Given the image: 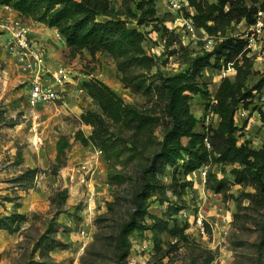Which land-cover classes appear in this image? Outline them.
Returning a JSON list of instances; mask_svg holds the SVG:
<instances>
[{
    "label": "rangeland",
    "instance_id": "obj_1",
    "mask_svg": "<svg viewBox=\"0 0 264 264\" xmlns=\"http://www.w3.org/2000/svg\"><path fill=\"white\" fill-rule=\"evenodd\" d=\"M108 1L115 10L125 9V5L133 7V0ZM155 4L160 23L155 29L150 25L140 27L144 32L142 47L147 54L157 57V69L164 75H173L187 67L184 58L179 57L182 52L194 54L211 49L215 41L186 18L185 11L193 12L186 0H156ZM14 13L30 28L31 36L45 46L49 66H68L71 83L64 86L62 100H27L26 73L5 48L8 33L0 24V219L17 215L7 220L10 229L0 228V264H36L34 261L44 260L59 264H203L210 252L214 254L211 264H264L260 230L264 211L251 208L248 199L224 200L220 193L206 188L208 164L185 177L191 185L180 199L168 194L177 205L181 201L186 205L176 213L171 210L170 217L180 224L187 223V242L179 243L169 256L158 259L152 234L146 229L134 231L129 235L128 247L121 246L119 229L133 209L132 197L140 185L143 158L129 160L123 155L107 160L104 151L74 140L77 129L91 132L89 125L80 123V114L85 110L100 111L98 103L76 87L80 81L97 77L139 110L150 102L119 80L115 60L107 52L82 49L75 53L67 45L66 49L55 28L13 8L8 11L0 6V22ZM121 18L125 19L123 15ZM97 19L105 21L107 17ZM125 20L129 27L136 26L134 20ZM249 29L244 21L233 23L226 35L243 39ZM166 38L176 41L166 48ZM250 55L254 74L249 79L255 82L264 73V50ZM202 75L212 95L222 77L234 79L235 70L223 65L206 68ZM189 102L199 119L195 131L202 124L215 126L217 116L210 112L203 115L201 97L193 96ZM13 120L18 123L10 125ZM235 125L240 128L238 142L247 140L252 149L264 144V107L257 102H250L247 108L237 107ZM155 134L158 141L159 128ZM61 135L69 139L70 147L65 152L64 164L53 175L47 169L55 162V145ZM211 168L218 176L230 177V166L223 170L218 165ZM31 169L39 171L30 173ZM162 179L169 181L167 171ZM251 190L249 186L235 184L229 192L237 196ZM157 195L151 194L148 210L161 216L167 202L158 200ZM44 235L47 242H64L66 248L47 250V244L40 241ZM161 239L170 241L165 233Z\"/></svg>",
    "mask_w": 264,
    "mask_h": 264
},
{
    "label": "trees",
    "instance_id": "obj_2",
    "mask_svg": "<svg viewBox=\"0 0 264 264\" xmlns=\"http://www.w3.org/2000/svg\"><path fill=\"white\" fill-rule=\"evenodd\" d=\"M132 2L133 7L125 5V9L115 10L108 0H0V4L10 6L25 17L55 28L75 53L82 49L107 52L115 60L119 80L131 91L142 93L150 102L145 109L139 110L97 77L81 81L85 93L98 103L100 111L82 112L79 121L89 125L91 132L86 134L77 129L73 138L83 146L104 151L107 160L123 155L129 160L143 158L140 185L132 197L134 206L120 226L119 239L121 246L126 248L129 235L149 229L152 246L161 259L188 239L187 223L180 224L170 217L171 210L176 213L186 205L184 201L177 205L169 195L178 199L185 195L191 185L185 177L202 166L208 164L204 181L206 188L220 193L224 200L248 199L251 208L264 211V144L252 149L247 140L238 142L240 128L235 125L237 107L247 108L253 90L264 87V73L251 82L253 57L248 55L245 41L226 35V30L233 23L244 21L247 25L253 24L258 9L264 10V1L186 0L193 10L192 13L185 11L186 18L196 28L203 29L208 37H213L215 42L211 49H202L194 54L182 52L179 57L184 58L187 67L173 75H164L157 69V57L147 54L142 47L144 32L140 27L150 25L155 29L160 23L156 0ZM121 15L134 20L136 26L129 27ZM99 16L107 17V20H98ZM163 30L167 31V28L163 26ZM174 41L176 39H164L165 47ZM223 65H230L235 70V77L233 80L222 77L211 95L202 71ZM193 96L204 100L203 115L210 112L217 116L215 126L202 124L199 131L194 130L199 119L189 102ZM16 123L13 120L10 125ZM157 128L161 134L158 141ZM55 147V162L47 169L53 175L64 164L70 141L61 135ZM213 165H218L220 170L230 166V177L218 176L211 168ZM38 171L29 170L30 173ZM166 171L168 182L162 179ZM235 184L249 186L252 190L235 196L229 192ZM154 192L158 194V200L167 202L161 216L148 210ZM15 216L1 218L0 228L10 229L7 220ZM234 216L237 217V213ZM260 230L264 239V218L261 219ZM163 233L170 237L169 242L162 241ZM40 241L47 244V250L67 246L64 242H47L45 235ZM208 255L203 264H211L214 260L213 253ZM34 263L59 264L45 260Z\"/></svg>",
    "mask_w": 264,
    "mask_h": 264
},
{
    "label": "built area",
    "instance_id": "obj_3",
    "mask_svg": "<svg viewBox=\"0 0 264 264\" xmlns=\"http://www.w3.org/2000/svg\"><path fill=\"white\" fill-rule=\"evenodd\" d=\"M1 6L11 11L8 5ZM0 24L8 33L5 48L26 73L27 100L35 103H54L62 100L66 92L64 86L71 83L68 66L63 63L53 68L49 66L45 46L31 36L30 28L21 20L19 14L14 13L12 17L1 19ZM249 28L243 36L249 50L248 55L259 49L264 50V10L258 9L256 21L250 24ZM80 83L81 81L76 88L79 92H85ZM253 94L251 103L256 105L257 102L258 106L264 107V87L253 90ZM198 222L201 224V219Z\"/></svg>",
    "mask_w": 264,
    "mask_h": 264
},
{
    "label": "crops",
    "instance_id": "obj_4",
    "mask_svg": "<svg viewBox=\"0 0 264 264\" xmlns=\"http://www.w3.org/2000/svg\"><path fill=\"white\" fill-rule=\"evenodd\" d=\"M1 6V5H0ZM61 36V35H60ZM60 42H63L64 44H65V42H64V39H63V37L61 36V40H60ZM65 48L67 49V47H66V44H65ZM56 60H58V62L60 61L59 60V58L58 59H56Z\"/></svg>",
    "mask_w": 264,
    "mask_h": 264
},
{
    "label": "bare ground",
    "instance_id": "obj_5",
    "mask_svg": "<svg viewBox=\"0 0 264 264\" xmlns=\"http://www.w3.org/2000/svg\"><path fill=\"white\" fill-rule=\"evenodd\" d=\"M192 24V23H191ZM197 29V28H196Z\"/></svg>",
    "mask_w": 264,
    "mask_h": 264
}]
</instances>
